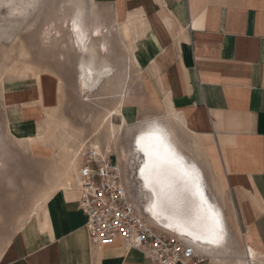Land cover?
Masks as SVG:
<instances>
[{
  "label": "crops",
  "instance_id": "crops-1",
  "mask_svg": "<svg viewBox=\"0 0 264 264\" xmlns=\"http://www.w3.org/2000/svg\"><path fill=\"white\" fill-rule=\"evenodd\" d=\"M89 2L101 13L93 9L92 21L102 30L126 29L119 96L121 86L130 84L131 63L139 72L132 100L126 102L129 88L125 94L127 121L163 119L173 109L187 122H169L174 139L201 163L209 196L222 207L231 229L221 246H197L198 251L212 264L216 256L231 264L248 244L264 256V0ZM109 63L114 71L105 83L115 74ZM40 82L41 88L35 80L9 91L18 119L11 130L18 136H38L44 108L53 107L56 79L41 74ZM31 151L47 160L55 147L37 145ZM75 165L76 176L42 201L0 264H162L121 238L103 246L90 242L87 216L79 207L81 191L71 188L79 180Z\"/></svg>",
  "mask_w": 264,
  "mask_h": 264
},
{
  "label": "rangeland",
  "instance_id": "rangeland-1",
  "mask_svg": "<svg viewBox=\"0 0 264 264\" xmlns=\"http://www.w3.org/2000/svg\"><path fill=\"white\" fill-rule=\"evenodd\" d=\"M4 1L9 0H0V262L14 235L31 220L28 218L36 202L49 192L51 184L56 181V172L60 167L58 153L61 135L76 132L80 136L72 146L76 150L88 139L95 143L98 117L105 114L106 108L112 107L118 99L119 88L116 84L123 76L126 55L120 26H117V30L106 36L109 51L105 55L113 64L115 74L109 83H105L93 95L84 97L78 89L77 63L80 56L70 46L68 22L62 23L61 19L66 17L68 20L79 2L85 3L87 7L84 16L86 25L92 21L93 9L98 10L89 0H35L26 11L12 15L11 7L15 3H20L18 5L22 7L24 0ZM47 29L50 39L42 41V32ZM131 43H128L129 46ZM134 65L135 62L129 70L131 80L126 102L132 100L131 92L139 87V72ZM41 74L55 78L58 90L53 107L44 108L45 118L38 126V133L46 130L47 114L53 110L52 121L56 122V126H53L55 133L48 141L31 145L27 136H18L11 130L18 119L16 108L11 106L9 91L31 85L35 80L38 88H41ZM115 119L116 123L120 122V117ZM129 124L130 127H125L112 149L118 152L119 157L122 151L126 153L131 148L133 134L139 123ZM104 137L106 132L103 131L100 136L102 142ZM37 145H53V156L47 160L36 158L31 149ZM136 162L132 165L126 161V167L131 166L136 170ZM131 186L140 201L137 186Z\"/></svg>",
  "mask_w": 264,
  "mask_h": 264
},
{
  "label": "bare ground",
  "instance_id": "bare-ground-1",
  "mask_svg": "<svg viewBox=\"0 0 264 264\" xmlns=\"http://www.w3.org/2000/svg\"><path fill=\"white\" fill-rule=\"evenodd\" d=\"M11 1L13 0L4 1L3 3L11 2ZM34 2L35 0H24V2L22 3L23 4L22 7L21 6L19 7L18 4L20 3H15L14 6L11 7V14L12 15L21 14V12L26 11L30 6H32ZM9 5H11V3ZM2 6L4 7V5ZM85 6H86L85 3L79 2V4L76 5L73 13L68 18V20L66 17L61 20H62V23H65V24L66 22H68L69 30H68L67 35L69 36L70 46L77 53H79V56H80V59L77 63L78 70H79L78 72L79 92L84 97H89L93 95L96 91H98L102 86H104L107 79H109L110 76L113 74L114 69L109 63L108 58H106L107 56H105L107 52L109 51V48H108V42L104 39L108 34H112V30H107V28H106V31L102 30L100 27L97 26V22L95 19L92 21L90 25L89 24L86 25L84 22V16L87 13ZM119 32L121 35H123V33H126V29L124 28L123 30H119ZM49 36H50V31H48V29L43 30L42 41L45 39L47 40L50 39ZM121 38L123 40L122 36ZM131 55L129 57L130 60H131ZM128 88H129L128 84L126 85V83H124L121 86L120 96L118 100L116 101V103L110 108L107 107L105 114H103L102 116H99L97 119L98 121L96 123L95 132H94L96 141L94 144L91 142V144L97 147L98 150L101 148H104L108 152L115 151V150H112L114 147V144L118 142V138L123 133L125 127H128L130 125L123 111L124 104H125V101H124L125 94L128 92ZM179 115L175 113L173 109H171V111H169V115L166 116L165 118L163 117V119L162 118H152V119L146 120L143 124H139L138 125L139 130L137 132H134L133 134L131 148L126 153L122 151L120 157H119L118 152L117 151L115 152L118 154V159L121 165L126 169V171L128 170V174L126 176L128 183L130 185L137 186V196L140 198V201H141V209L143 213L146 215V217L149 219L150 223L155 228H157L159 231L173 233L177 235L181 240L192 242L196 247L197 246L210 247L212 245H206L202 241H196L192 237H187V236L182 237L181 235H179V232L181 231V229L178 228L175 224H173V227L176 229L175 231H173L172 229H169L166 225L167 223L171 221L166 219V217H168L167 212H162L160 209L157 208L154 211L158 214L154 215V212L150 211L153 205L154 198L152 197L151 192L147 188H145L144 183L139 176V167L144 162V156H143V153L139 150L138 146L136 145V138L142 134H147L151 132H158V133L162 132L166 139V142L169 145H171L180 155H182L189 165L194 164L196 168L199 170L201 174V186L206 190V195L208 197L210 204L214 206L215 211L220 215V218L222 220L224 230H225L224 240H226L229 229H230L226 222V214L224 213L222 207L218 204V202L214 201L215 199L212 200V198L209 196V193L207 191V182L205 180V175H204L205 173H204L201 163L193 158H190L186 153H184L179 148V146L177 145L174 139L173 131L171 128L172 126L170 127L169 122L171 120H177L178 123H181L182 125L187 126L186 120L182 116L180 117ZM47 117L48 119L46 122L47 124L46 130L43 129L44 132H41V133L39 132L40 134L38 136L30 137L29 139L27 138L29 140V144L32 145L35 143H40L43 140L48 141L52 133H55V130L52 129L53 126L54 127L56 126V122L52 121L54 116L53 114L48 113ZM115 117H120L119 123L115 122L116 120ZM103 131L106 132V137H104L105 139L102 142L100 140V136L103 133ZM79 137L80 136L76 134V132L69 133L68 135H61L60 151L58 153L60 167L57 169V172H56L57 173L56 181L51 184L49 192L45 193L43 197H41L36 202L35 207L32 210L29 218L34 214L37 208H39L43 200H45L47 197L48 199L50 198L49 197L50 193L54 192V191L51 192L52 190L57 189L59 187H66L68 185V178H71L72 176H76L77 167L75 163L76 164L79 163L80 148L85 144V142L80 144L77 147V150L75 148H72V146L76 142H78ZM148 142L150 141L146 140V143ZM195 145H196V148L201 150L202 146L197 140L195 141ZM202 153H204V150ZM126 161L128 164L132 163V165L135 163V161H137L136 170L131 166L126 167ZM202 254L207 255L205 253H202ZM215 258H218V260L214 264H223V260H221L222 258L220 256H216ZM231 264H264V256L259 254L252 244H248L244 248L243 253L237 256L231 262Z\"/></svg>",
  "mask_w": 264,
  "mask_h": 264
},
{
  "label": "built area",
  "instance_id": "built-area-1",
  "mask_svg": "<svg viewBox=\"0 0 264 264\" xmlns=\"http://www.w3.org/2000/svg\"><path fill=\"white\" fill-rule=\"evenodd\" d=\"M79 156V181L71 188L81 191L79 207L87 216L93 245L121 238L127 247L138 248L162 264H211L192 242L159 231L150 223L115 151L98 150L88 139Z\"/></svg>",
  "mask_w": 264,
  "mask_h": 264
},
{
  "label": "snow or ice",
  "instance_id": "snow-or-ice-1",
  "mask_svg": "<svg viewBox=\"0 0 264 264\" xmlns=\"http://www.w3.org/2000/svg\"><path fill=\"white\" fill-rule=\"evenodd\" d=\"M147 141H150L146 143ZM136 145L143 153L144 162L139 176L154 198L150 211L167 212V227L179 235L192 237L206 245L219 247L224 243L225 230L220 215L210 204L201 186V174L194 164L189 165L162 132L142 134Z\"/></svg>",
  "mask_w": 264,
  "mask_h": 264
}]
</instances>
